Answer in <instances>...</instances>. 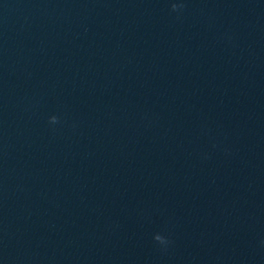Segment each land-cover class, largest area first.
<instances>
[{
	"label": "water",
	"instance_id": "1",
	"mask_svg": "<svg viewBox=\"0 0 264 264\" xmlns=\"http://www.w3.org/2000/svg\"><path fill=\"white\" fill-rule=\"evenodd\" d=\"M192 3L0 0V264H148Z\"/></svg>",
	"mask_w": 264,
	"mask_h": 264
},
{
	"label": "clouds",
	"instance_id": "2",
	"mask_svg": "<svg viewBox=\"0 0 264 264\" xmlns=\"http://www.w3.org/2000/svg\"><path fill=\"white\" fill-rule=\"evenodd\" d=\"M176 8H177V5H176V4H173V5H172V9H173V10H176ZM50 122L53 123V124L57 123V117L52 116V117L50 118ZM154 239H155L156 241H158L160 244H166V243H167L166 239H165L163 236L159 235V234L155 235V236H154Z\"/></svg>",
	"mask_w": 264,
	"mask_h": 264
}]
</instances>
